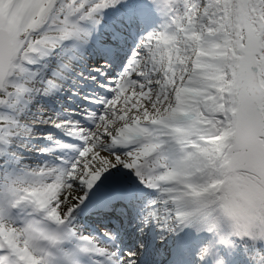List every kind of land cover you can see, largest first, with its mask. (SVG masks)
<instances>
[{
	"label": "snow or ice",
	"instance_id": "6c2138e0",
	"mask_svg": "<svg viewBox=\"0 0 264 264\" xmlns=\"http://www.w3.org/2000/svg\"><path fill=\"white\" fill-rule=\"evenodd\" d=\"M91 216L264 264V0H0V264H138Z\"/></svg>",
	"mask_w": 264,
	"mask_h": 264
},
{
	"label": "bare ground",
	"instance_id": "6f19581e",
	"mask_svg": "<svg viewBox=\"0 0 264 264\" xmlns=\"http://www.w3.org/2000/svg\"><path fill=\"white\" fill-rule=\"evenodd\" d=\"M124 53H122V55H123ZM107 183H104V184H101V187H100V189H99V191L98 192H101V189L106 185ZM98 192L96 193L97 195H99L98 194ZM101 194V193H100ZM93 219H97L98 221H100V220H104V219H102L101 217H98V216H91ZM103 217H106V218H108V219H110L111 221H112V224H113V226H115L116 227V229H117V231L119 232V239L123 236V234H125V233H127V232H130L131 231V233L133 234L134 233V231H135V229L134 228H132V227H129L127 224H123V223H117L114 219H112V218H110V217H108V216H103ZM97 222H91V224H94V226H95V224H96ZM154 234L152 233L151 235H149L148 236V240L145 242V244H146V247L144 248V249H141L140 250V253H141V251L142 252H145V253H147L148 251H150L149 249V247H151V242L153 241V239H154ZM149 237H153L152 239L151 238H149ZM121 240V239H120ZM128 241V240H127ZM126 242V241H125ZM172 243V242H171ZM133 244V240L131 241V245ZM171 246H169V248L170 249H178L179 247L176 245V243H173V244H170ZM122 246H124V243L122 244ZM135 248H137V246H135ZM134 248V249H135ZM179 253H177V255H176V257H174L172 260H174L175 261V264H177L178 262H182V260H181V256L180 255H178ZM184 255V254H183ZM140 257V256H139ZM139 257H138V263L140 262V260H139ZM148 258V257H147ZM156 263V262H155ZM145 264V263H144ZM164 264H168V260L167 259H165V261H164ZM180 264H182V263H180Z\"/></svg>",
	"mask_w": 264,
	"mask_h": 264
},
{
	"label": "rangeland",
	"instance_id": "374dc122",
	"mask_svg": "<svg viewBox=\"0 0 264 264\" xmlns=\"http://www.w3.org/2000/svg\"><path fill=\"white\" fill-rule=\"evenodd\" d=\"M140 239L139 238H137L136 236H137V232H136V235H134V237H136V243L138 244V241H143V240H146L147 238L146 237H148V234H141L140 233ZM130 237V236H129ZM133 237V238H134ZM132 238H128L127 239V237H125V239L124 240H131ZM126 243H128V241H126ZM129 248L131 247V248H134L133 247V245L132 246H128ZM128 247H124V248H128ZM150 251H151V254H152V256L154 257V252H153V249H152V247L150 248ZM148 253H143L142 251H141V253H140V256L142 257V258H145V257H147L148 255H147ZM150 259H155V258H148V260L146 261V264L149 262V260ZM183 260H184V256H183ZM151 263V262H150Z\"/></svg>",
	"mask_w": 264,
	"mask_h": 264
}]
</instances>
